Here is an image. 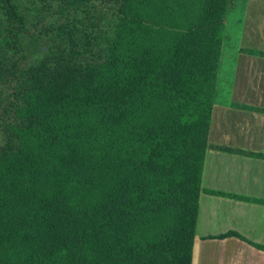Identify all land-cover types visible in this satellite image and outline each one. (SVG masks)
<instances>
[{
	"label": "trees",
	"instance_id": "1",
	"mask_svg": "<svg viewBox=\"0 0 264 264\" xmlns=\"http://www.w3.org/2000/svg\"><path fill=\"white\" fill-rule=\"evenodd\" d=\"M236 2L0 0V264H192Z\"/></svg>",
	"mask_w": 264,
	"mask_h": 264
},
{
	"label": "crops",
	"instance_id": "2",
	"mask_svg": "<svg viewBox=\"0 0 264 264\" xmlns=\"http://www.w3.org/2000/svg\"><path fill=\"white\" fill-rule=\"evenodd\" d=\"M242 4L221 51L192 264H264V158L250 155H264V0Z\"/></svg>",
	"mask_w": 264,
	"mask_h": 264
},
{
	"label": "rangeland",
	"instance_id": "3",
	"mask_svg": "<svg viewBox=\"0 0 264 264\" xmlns=\"http://www.w3.org/2000/svg\"><path fill=\"white\" fill-rule=\"evenodd\" d=\"M244 5L238 0V2H236L235 7L230 10L227 19L225 21V32H224V43H223V51H226V46H230L231 44H234L233 41H229V39H234L235 37V32L233 31V34H231L232 31V23L234 18L239 17V15L241 14L242 10H243ZM224 65V64H223ZM222 65V66H223ZM222 68L220 70V73H222ZM218 75V74H217ZM220 92V91H219ZM218 92V95H219Z\"/></svg>",
	"mask_w": 264,
	"mask_h": 264
}]
</instances>
